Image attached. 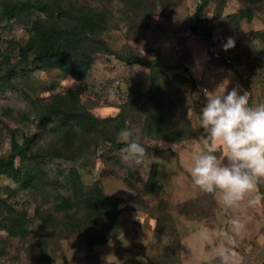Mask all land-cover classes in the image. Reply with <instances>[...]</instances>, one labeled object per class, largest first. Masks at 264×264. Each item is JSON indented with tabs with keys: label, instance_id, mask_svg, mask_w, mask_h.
I'll list each match as a JSON object with an SVG mask.
<instances>
[{
	"label": "rangeland",
	"instance_id": "374dc122",
	"mask_svg": "<svg viewBox=\"0 0 264 264\" xmlns=\"http://www.w3.org/2000/svg\"><path fill=\"white\" fill-rule=\"evenodd\" d=\"M77 1L105 13L106 27L99 36L109 53L94 54L85 77L72 87H66L69 75L37 66L30 55L20 62L19 45L28 36L24 20L0 21V157L8 154L11 136L21 143L33 135L29 149L38 156L35 164L44 182L42 189L34 183L25 189L0 174V264H204L214 258H220L217 264H264V198L249 203L261 195L258 187L226 206L219 189L210 198L191 177L194 157L205 150L208 136L199 127L203 89L217 95L225 86L237 88L248 96L250 106L264 104V0H232L234 7L225 15V0H207L201 24L208 40L203 31L194 34L189 29L198 0ZM240 10L248 20L238 17ZM254 28L260 33L252 34ZM229 37L235 45L225 51ZM130 54L158 59L164 65L159 79L172 74L185 78L179 88L191 137L174 143L143 133L132 104L135 93L149 88L150 76L146 67L119 59ZM66 94L96 118L120 113L122 127L146 147L142 163L129 166L123 159L124 144L102 141L95 146V139L84 136L76 148L62 143L53 122L40 127L39 116L52 108L51 97ZM127 102L130 107L125 108ZM90 128L98 130V124ZM115 142L121 143L118 135ZM54 149L59 156H51ZM216 155L227 163L222 152ZM70 168L83 186L96 183L119 208L117 235L102 244L89 247L78 232L49 230L35 213L48 209L52 195L46 193L56 192L50 187L66 194L59 183ZM151 170L154 186H146ZM257 179L264 186V177ZM7 205L12 215L24 212L23 234L12 236L3 226ZM160 215L166 218L158 222L161 231L155 227ZM233 220L241 223L239 230Z\"/></svg>",
	"mask_w": 264,
	"mask_h": 264
},
{
	"label": "trees",
	"instance_id": "16d2710c",
	"mask_svg": "<svg viewBox=\"0 0 264 264\" xmlns=\"http://www.w3.org/2000/svg\"><path fill=\"white\" fill-rule=\"evenodd\" d=\"M134 1L131 0L132 3ZM206 4L207 0L198 1L189 24L192 33L204 32V40L210 37L201 24L202 10ZM30 9L36 11L34 15H30ZM237 14L238 17L249 19L244 10ZM12 18L27 23L28 36L24 44L19 45L20 62L30 55L41 68H56L75 80H81L85 77L94 54L109 53L104 39L99 36L106 27L105 13L77 0H0V21ZM119 59L125 64L142 65L149 70V88L143 93H135L132 104L143 133L156 139H172L174 143L191 137L192 129L184 116V100L179 88L185 78L172 74L159 79L164 65L158 59L133 54L120 56ZM67 98V94L51 97L52 108L39 116L40 127L53 122L62 143L75 145L76 148L77 143L85 141L84 136L91 137L93 141L95 139V146L102 141L116 147L123 144L115 142V137L123 128L120 113L112 117L96 118L86 108L76 106ZM127 106L130 107L128 102L125 108ZM97 124L98 130L92 131L90 126L97 128ZM109 127H112L111 131ZM96 131L98 134L95 138ZM32 138L33 135L26 136L18 143L11 136L8 154L0 157V174L9 177L20 188L26 189L29 184L34 183L42 189V174L35 164L38 156L29 149ZM49 153L53 157L60 155L55 149ZM16 157L19 159L18 164H14ZM62 177L59 184L66 194L62 195L55 187H50L56 192L46 193L52 195L48 209L39 212L35 209L37 215H42V223L49 230H59L61 233L64 231L63 235L67 232L80 233L89 247L115 237L118 231L116 217L119 213L116 203L106 198L96 183L83 186L73 168L68 169ZM256 184L264 198V186L258 179ZM146 186H154L153 170L149 172ZM213 193L207 195L212 198ZM182 206V203L178 204L179 210L184 213ZM10 212L12 209L7 205L3 226L12 236L23 234L25 228L21 219L24 222V212L14 215ZM59 216L61 218L57 219ZM165 219V215L157 217V230L161 231L158 222ZM219 260L220 258H214L204 264H217Z\"/></svg>",
	"mask_w": 264,
	"mask_h": 264
},
{
	"label": "clouds",
	"instance_id": "9594fccd",
	"mask_svg": "<svg viewBox=\"0 0 264 264\" xmlns=\"http://www.w3.org/2000/svg\"><path fill=\"white\" fill-rule=\"evenodd\" d=\"M235 41L228 38L223 45L226 51L234 47ZM66 87L78 82L67 77ZM205 103L201 109L199 127L208 136L203 140L205 150L194 157L191 177L196 186L205 193L221 191V200L232 206L243 200L247 193L257 191V178L264 177V104L249 105V98L237 88L210 95L203 89ZM119 141L125 145L123 159L129 166L139 165L146 156V147L134 138L129 128L118 133ZM222 152L224 160L216 153ZM261 195H256L250 204H259ZM235 229L242 225L233 220ZM143 259V258H141Z\"/></svg>",
	"mask_w": 264,
	"mask_h": 264
},
{
	"label": "crops",
	"instance_id": "0c3cea01",
	"mask_svg": "<svg viewBox=\"0 0 264 264\" xmlns=\"http://www.w3.org/2000/svg\"><path fill=\"white\" fill-rule=\"evenodd\" d=\"M199 1V0H198ZM234 1H236V0H234ZM234 1H232V0H225V4H224V6H223V8H222V14L223 15H225V14H228L230 11H232V6L234 5ZM235 3H237V2H235ZM236 5H238V3L236 4ZM234 7V6H233ZM262 11L264 12V8L262 9ZM263 18H264V15L262 16ZM263 21V23H264V19L262 20ZM262 21L261 22H258V21H252V19H251V22H252V24H255L256 22H257V25H258V23H260L261 25H262ZM253 32H256V34H258V33H260V31H258V29H255L254 28V30H252V34H255V33H253Z\"/></svg>",
	"mask_w": 264,
	"mask_h": 264
},
{
	"label": "built area",
	"instance_id": "2783aa9c",
	"mask_svg": "<svg viewBox=\"0 0 264 264\" xmlns=\"http://www.w3.org/2000/svg\"><path fill=\"white\" fill-rule=\"evenodd\" d=\"M214 55H216V53H214Z\"/></svg>",
	"mask_w": 264,
	"mask_h": 264
}]
</instances>
